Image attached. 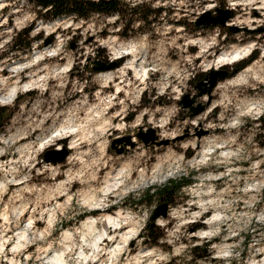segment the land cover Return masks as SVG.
<instances>
[{
  "label": "rangeland",
  "instance_id": "1",
  "mask_svg": "<svg viewBox=\"0 0 264 264\" xmlns=\"http://www.w3.org/2000/svg\"><path fill=\"white\" fill-rule=\"evenodd\" d=\"M121 1L145 2L133 11L141 16L149 7L160 11L122 33L116 14L43 20L24 0H0V264L12 257L47 264L62 251L65 264H111L108 239L97 259L79 257L82 250L92 255L79 232L82 222L107 213H121V224L137 229L115 264H264V6ZM217 9L231 11L225 26L195 25ZM17 33L18 44L30 42L29 49H13ZM248 46L256 59L239 71L237 61L223 65L231 74L196 99L194 105L205 108L190 117L179 105L182 97L195 93L218 54ZM89 58L117 66L93 72ZM130 61L145 68L143 79L127 68ZM245 72L249 77L238 81ZM29 81L35 84L5 99L13 82ZM78 125L76 134L66 132ZM150 128L169 143L143 144L138 135ZM127 137L134 146L117 155L112 141L121 140L120 148ZM42 142L50 145L42 149ZM49 148H66L68 155L46 164L42 154ZM204 152L210 154L203 160ZM182 176L192 183L172 202L155 196L138 203L147 190ZM114 181L118 185L106 191ZM162 203L169 204L167 215L152 222ZM214 215L212 232L202 233ZM196 222L204 226L195 230ZM148 223L163 234L156 243L143 239ZM67 230L75 235L71 252L63 242ZM194 246L201 249L191 252Z\"/></svg>",
  "mask_w": 264,
  "mask_h": 264
},
{
  "label": "bare ground",
  "instance_id": "2",
  "mask_svg": "<svg viewBox=\"0 0 264 264\" xmlns=\"http://www.w3.org/2000/svg\"><path fill=\"white\" fill-rule=\"evenodd\" d=\"M252 3L257 5L256 9H263L264 0H244V2H243V4L245 6L250 5ZM242 23H247V20L244 19ZM250 51H251V46H248V47H234L231 50L223 51V52H221L220 54L217 55L215 63L213 65L209 66L208 69L222 67L223 65H228V64L234 63V62H236V61H238V60H240L242 58H245ZM128 64H129V66H127V68L128 69L129 68H134L133 71H136V75H140L141 78L143 79V76L146 74L145 68L142 67V66H139L137 68V65H134V61H130V63H128ZM124 70L125 69L122 68L121 69V73L120 72L119 73L122 74V72ZM248 70L249 69L247 68L246 72ZM102 72H105V71H102ZM246 72L240 74V76L238 75L239 78L237 80L238 81H243V80L245 81L249 77V75ZM104 77H105L106 80L110 81L113 78V74L107 73V74L104 75ZM235 81L236 80H234V82ZM0 82H1V80H0ZM34 84L35 83L33 81H29V82L23 84L22 86H19L17 82H13L5 90V95H6L5 99L13 100L16 97V95H18V93H20L23 89L28 88L30 86H33ZM120 88H121V86L118 85L117 86V90H119V91H117V92H120ZM75 128H77V127H75ZM78 129H79V125H78L77 129H73V127H72L71 129H69L66 132L69 133V135H72L73 133L76 134ZM59 133H61V130H60ZM172 137L173 136H171V138ZM48 145H50V144H45V142H42L41 148L44 149ZM206 152L203 153V156H202L203 160L205 159V157L208 154H210V153H206ZM117 185H118V183H116V182L112 183V184H107L106 191L109 190L112 187H116ZM87 204H88V202H87ZM95 205H97V203ZM217 217H218V215H214L212 218H209L207 220V224H208L209 228L205 229L202 233H209L210 231L212 232V227H213V225H214V223L216 221L215 219ZM122 219L123 218H122V214L121 213H116V214L107 213V214H104L100 219H97L95 217H89V218H87L86 220H84L82 222V224L80 226V227H82V229H80L79 232L81 233L82 239L85 241V244H86V242L88 243V247L90 248V251L92 252V255H91V253L89 255L88 252L86 253V252H84L82 250L80 252V254H79V257L81 258L82 261L87 262L90 259L96 258L100 254V252H103V250L105 249L102 246V244L104 242H106V240L108 239L109 242H112V243H111L110 249H108V251L107 250L106 251L108 252V254L110 256L109 257L110 260L112 259L110 263L111 264H115L114 262L117 260L118 255H120V253H122L125 245L131 239V237L137 232L136 231L137 229H135V227L129 225L128 223H127L128 224L127 226H123L121 224V220ZM123 220H126V219L124 218ZM98 224H101L100 225V229H98ZM48 225L49 226L52 225V219L51 218L48 220ZM112 227H115L113 232L110 231V228H112ZM23 233H19V235L21 234L20 238L21 237H25ZM92 234H94V235L92 236ZM74 236H75L74 233L69 231V230H67V231H65L63 233V242L66 244L65 248H66V250L69 249L70 252L73 250L74 246H76L74 244V242H73V237ZM18 247H19V244L17 245V248ZM17 248H15V250H17ZM107 252H105V253H107ZM64 254H65L64 251L55 253V254H53V255H51V256H49L47 258V262L46 263L47 264H65ZM262 261L264 262V259H262ZM10 263L11 264H19L14 259V257H12L10 259Z\"/></svg>",
  "mask_w": 264,
  "mask_h": 264
},
{
  "label": "trees",
  "instance_id": "3",
  "mask_svg": "<svg viewBox=\"0 0 264 264\" xmlns=\"http://www.w3.org/2000/svg\"><path fill=\"white\" fill-rule=\"evenodd\" d=\"M25 2L31 4L36 8L39 13L38 17L43 20L58 19L64 16H72L75 19L88 20L93 16H108V15H117L121 17V20L124 22L123 32L129 29L130 25L137 20L140 22H145L148 17L159 12L160 9L154 10L151 7V13H148L144 16H141L139 13H133L135 9L145 6V2L136 3L134 5H129L123 3L121 0H24ZM29 30H26L28 33ZM126 33V32H125ZM127 35V34H125ZM19 34L17 33L13 41V49L17 51H24L30 48V42H26L24 45H19ZM257 53L255 51L250 55L249 60H239L237 61L236 69H240L247 66L250 62L256 59ZM233 73L232 75H234ZM192 183L191 178H186L184 176L179 177L178 179H171L166 182L164 185L159 187H154L150 193V190H147L143 194V197L139 198L137 201L141 203L146 199H151L155 196H160L162 200H166L169 203L173 201V195L177 190H181L182 187L187 186ZM194 228L199 229L204 226L201 222L194 223ZM158 227L152 226L151 223H148L143 234V239L146 243H156L163 234L155 233V229ZM208 244L204 247L207 249ZM198 249H201L200 246H194L191 249V252H194ZM207 250H204L206 252Z\"/></svg>",
  "mask_w": 264,
  "mask_h": 264
},
{
  "label": "water",
  "instance_id": "4",
  "mask_svg": "<svg viewBox=\"0 0 264 264\" xmlns=\"http://www.w3.org/2000/svg\"><path fill=\"white\" fill-rule=\"evenodd\" d=\"M231 11L229 9L224 10H216V13L206 12L195 21V25L200 27L204 25H221L225 26L227 21L230 19ZM48 42H46L47 44ZM88 61L92 64L91 71L93 72H101V71H108L117 66L116 61L108 60V61H100L98 59ZM235 71V70H234ZM233 73V72H232ZM231 74L224 66L210 69L208 72H205L204 77L197 81L194 85L195 93L186 94L182 97L179 101V105L182 109L188 111V115L190 117H194L201 113L204 108L205 104L199 102L197 105H194L197 98L202 97L205 94H210L213 88L216 86L217 82L224 80ZM204 132H200L199 136L204 135ZM126 142L123 144L122 147L118 148L117 143H120L121 140H114L111 143V148L115 151L117 155L124 153L126 146L130 145L131 147L134 146V142L130 140L129 137L125 138ZM138 139L145 145H162L168 144L169 140H159L158 135L155 134L153 128H150L149 134L144 136L142 133L138 135ZM182 139V138H179ZM68 155V150L66 148H49L46 149L42 154V161L46 164H58L65 160ZM169 209L168 203L160 204L153 212L151 219L152 222L159 217H164L167 215ZM153 225V223H151Z\"/></svg>",
  "mask_w": 264,
  "mask_h": 264
}]
</instances>
